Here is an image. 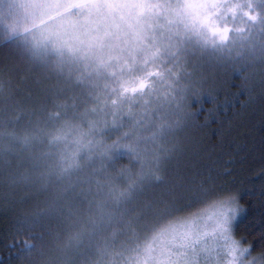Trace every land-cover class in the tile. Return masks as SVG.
<instances>
[{"label":"snow or ice","instance_id":"obj_1","mask_svg":"<svg viewBox=\"0 0 264 264\" xmlns=\"http://www.w3.org/2000/svg\"><path fill=\"white\" fill-rule=\"evenodd\" d=\"M257 97L264 0H0V264H264L199 135Z\"/></svg>","mask_w":264,"mask_h":264},{"label":"trees","instance_id":"obj_2","mask_svg":"<svg viewBox=\"0 0 264 264\" xmlns=\"http://www.w3.org/2000/svg\"><path fill=\"white\" fill-rule=\"evenodd\" d=\"M228 83L238 86L241 81H226L217 86L218 100L221 103L227 93L239 90L238 87H228ZM246 100L247 97H241L240 103ZM203 107L205 111L197 121L200 124L205 122L207 112L215 105L205 103ZM216 120V123L209 124L199 133L204 137L208 152L211 153L208 163L215 162L218 171L228 168L236 177L244 180L239 185L243 196L241 206L248 209L250 220L258 222L264 214V197L261 196V181L257 176L264 168V102L257 97L247 108L239 105L229 107ZM122 163L126 164L127 161ZM253 177L256 179H252Z\"/></svg>","mask_w":264,"mask_h":264}]
</instances>
